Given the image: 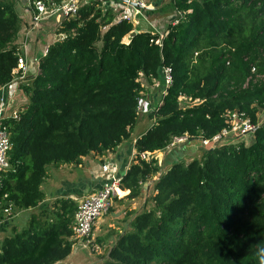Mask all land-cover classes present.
<instances>
[{
    "label": "trees",
    "instance_id": "16d2710c",
    "mask_svg": "<svg viewBox=\"0 0 264 264\" xmlns=\"http://www.w3.org/2000/svg\"><path fill=\"white\" fill-rule=\"evenodd\" d=\"M175 4L178 23L162 40L138 33L126 42L132 23L116 22L97 3L84 4L60 25L64 38L50 45L39 73L20 87L27 109L19 120L6 121L13 149L0 178V210L37 208L49 165L77 164L130 140L144 81L162 80L171 67L173 84L150 114L153 127L137 141L138 157L122 184L128 198L137 199L143 184L159 175L157 194L96 264H264V0ZM17 5L0 0V88L15 78L18 65ZM235 111L257 129L240 144L204 148L201 140L219 135L227 113ZM180 137L188 142L168 150ZM194 143L201 151L193 160L182 155L164 173L158 159L140 157L183 154ZM56 205L52 222L36 221L0 241V264H59L71 255L78 206L69 200Z\"/></svg>",
    "mask_w": 264,
    "mask_h": 264
},
{
    "label": "crops",
    "instance_id": "0c3cea01",
    "mask_svg": "<svg viewBox=\"0 0 264 264\" xmlns=\"http://www.w3.org/2000/svg\"><path fill=\"white\" fill-rule=\"evenodd\" d=\"M59 2L60 0L55 2L56 6L61 5L62 2L60 4ZM145 2L148 6L146 10L111 1L99 4L104 12L110 11L113 13L116 20H119L125 14H129L132 18L131 23L134 27V32L137 34L151 33L160 37L166 36L170 28L176 24L180 17L175 0H145ZM17 3L18 12L21 19L24 18V21L22 19L19 38L14 45L18 47V52L27 58L29 64L28 80L39 73L34 60L41 59L44 50L49 48L58 39H61L59 28L63 20L53 15L51 8L45 20L38 27L34 28L32 8L29 0H17ZM131 38L129 36L126 41L129 42ZM144 83L146 86L148 85V88L146 89V94L143 95L142 113L132 130L131 139L124 141L113 151L105 155L98 156L93 154L82 158L80 163L77 164L60 163L49 165L46 178L41 186L45 199L37 208L17 213L13 211L11 217L5 214L4 211L6 209L0 210V218L2 219V216L5 218L0 225V241L13 236L15 232L20 233L28 229L36 221H39V223L52 222L55 211L58 209L57 202L69 200L79 206L85 198L95 194L107 185L111 175L126 176L138 157L136 143L153 127L154 122L151 119V115L155 109H158L162 105L164 99L165 84L163 79L151 85L146 81ZM2 99L5 100L6 95L1 87L0 101ZM6 104V118L10 120L12 118L10 116L14 111L22 113L27 109L29 99L23 89L20 88L16 97L10 101L7 99ZM186 147L189 150L188 152L183 154L177 152V154H173L168 158L169 165H165V156H162L158 152L155 154L162 167L161 173L168 171L175 163L180 161L183 158L182 155L186 156L185 159L187 161L185 162L188 163L193 160V156L201 151L197 143ZM184 151H186V148ZM104 165L109 166L110 172L106 173L103 171ZM158 176L143 184L142 194L137 199H129V191L122 190L123 195L120 194V198L115 200L111 212L98 220L94 227L93 243L102 251L98 254L99 258L95 255L96 258L94 259L96 262L93 260L91 264L101 262L118 242L119 237L132 231V222L135 217L146 207L148 198L157 194L154 190V185ZM72 241L74 249L76 243L74 240ZM71 256L72 253L65 261H68ZM65 261L59 264H64Z\"/></svg>",
    "mask_w": 264,
    "mask_h": 264
},
{
    "label": "built area",
    "instance_id": "2783aa9c",
    "mask_svg": "<svg viewBox=\"0 0 264 264\" xmlns=\"http://www.w3.org/2000/svg\"><path fill=\"white\" fill-rule=\"evenodd\" d=\"M105 1H111L115 3H124L129 7H136L138 9L146 10L148 8L145 0H66L60 6L50 3L47 4L43 0H29L30 6L32 8V22L33 27H38L45 18L49 15V10L52 8V14L56 15L61 20L66 21L75 17L81 6L84 4L90 3H101ZM126 21L131 23L132 18L129 14L123 15L116 22ZM178 21L176 22V24ZM166 36L160 37L161 40ZM61 38H64L61 35ZM49 48L45 49L42 57L48 55ZM39 61L40 59H35L34 64L37 65L39 70ZM29 73V64L26 56L20 54L18 59L17 68L14 70L15 78L6 86L2 87L5 91L6 99L0 101V178L3 173L9 168V154L13 149V142L11 139V132L6 121V112H7V99L10 101L16 97L17 93L20 90V87L23 83L27 81ZM163 80L165 84V91L163 92L164 97L167 95L168 89L173 84V70L171 67H165L163 69ZM143 105V100H142ZM142 110V106L140 111ZM21 112L14 111L10 116L11 119L19 120ZM9 117V118H10ZM227 127L217 135L213 140H201V145L204 148H215L219 144H224L225 141L231 140L233 142L242 143V139L250 133H253L257 126H255L249 118L243 113L240 112H228L226 115ZM188 142L187 137L176 138L175 141L168 148H171L185 144ZM161 153L162 156H165L164 152ZM156 153H141L140 157L142 160L151 161L153 158L158 159L155 155ZM104 172H110V168L107 165L103 166ZM124 177H119L116 175H111L110 181L105 185L101 190L92 194L91 196L85 198L78 206V210L75 215V221L73 224V240L75 243L82 242L86 245L93 244V232L94 227L98 220L102 217L108 215L113 208L116 198L120 197V192H122V184ZM8 217H11L12 210L7 208L5 211ZM3 219L0 218V225L2 224Z\"/></svg>",
    "mask_w": 264,
    "mask_h": 264
},
{
    "label": "rangeland",
    "instance_id": "374dc122",
    "mask_svg": "<svg viewBox=\"0 0 264 264\" xmlns=\"http://www.w3.org/2000/svg\"><path fill=\"white\" fill-rule=\"evenodd\" d=\"M22 19L24 21V18H22ZM99 46H101V45L99 44ZM260 118H261V120H264V112H261ZM170 155H172V153L168 154V156H170ZM186 161H187V159H186ZM165 165H169L167 157H166ZM93 237H94V232H93ZM99 249L100 248L97 245H95L94 243L91 245H88V244L86 245V243L77 242L76 245L74 246L73 251H72V256L70 257V259L68 261H65L64 264H91L92 261L95 260L94 258H96L95 255H97L99 258L98 254L100 253V251H102ZM103 252H104V250H103ZM95 262H96V260H95ZM95 262L93 264H96Z\"/></svg>",
    "mask_w": 264,
    "mask_h": 264
},
{
    "label": "water",
    "instance_id": "95a60500",
    "mask_svg": "<svg viewBox=\"0 0 264 264\" xmlns=\"http://www.w3.org/2000/svg\"><path fill=\"white\" fill-rule=\"evenodd\" d=\"M136 34H137L136 32H133L130 36L134 37Z\"/></svg>",
    "mask_w": 264,
    "mask_h": 264
},
{
    "label": "bare ground",
    "instance_id": "6f19581e",
    "mask_svg": "<svg viewBox=\"0 0 264 264\" xmlns=\"http://www.w3.org/2000/svg\"><path fill=\"white\" fill-rule=\"evenodd\" d=\"M120 194H121V192H120Z\"/></svg>",
    "mask_w": 264,
    "mask_h": 264
},
{
    "label": "clouds",
    "instance_id": "9594fccd",
    "mask_svg": "<svg viewBox=\"0 0 264 264\" xmlns=\"http://www.w3.org/2000/svg\"><path fill=\"white\" fill-rule=\"evenodd\" d=\"M127 42V41H126ZM74 224V223H73Z\"/></svg>",
    "mask_w": 264,
    "mask_h": 264
}]
</instances>
